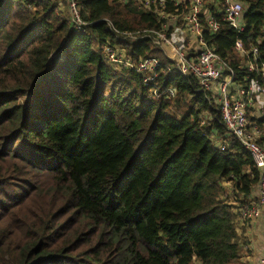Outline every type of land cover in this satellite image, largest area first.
Returning <instances> with one entry per match:
<instances>
[{"label": "trees", "instance_id": "1", "mask_svg": "<svg viewBox=\"0 0 264 264\" xmlns=\"http://www.w3.org/2000/svg\"><path fill=\"white\" fill-rule=\"evenodd\" d=\"M76 1L81 28L67 0H0V264H243L241 206L260 179L251 156L211 139L226 129L195 76L148 36L118 38L159 28L153 13ZM240 1L243 30L205 33L237 76L236 39L255 43L264 23V0ZM108 44L159 56L165 71L146 82L106 60Z\"/></svg>", "mask_w": 264, "mask_h": 264}, {"label": "built area", "instance_id": "2", "mask_svg": "<svg viewBox=\"0 0 264 264\" xmlns=\"http://www.w3.org/2000/svg\"><path fill=\"white\" fill-rule=\"evenodd\" d=\"M67 1L73 24L81 28L84 21L77 1ZM135 1L136 6L153 13L161 26L157 29L121 30L118 31V38H152L155 44L165 49L164 55L172 61L171 67L182 74L195 76L199 87L213 97L221 111L226 132L222 135L213 133L211 139L221 149L230 146L231 138L237 139L260 171L257 200L241 206V221L258 217L264 208V147L258 142L264 131V122H258L264 116V54L259 59L260 53H264V23L261 26L262 36L255 43L243 45L240 39H236L235 51L243 57L239 65L243 73L237 76L238 69L222 57L214 45L209 44L205 33L218 31L223 23L230 24L237 31L243 30L244 7L240 0ZM104 57L114 66L135 69L146 82L157 78L161 64L156 55L136 60L122 44L106 45ZM160 70L165 71L164 68ZM152 93L156 95V89ZM166 93L175 96L176 89L171 86ZM207 118L205 113L202 123ZM262 242L261 253L253 264H264V238Z\"/></svg>", "mask_w": 264, "mask_h": 264}, {"label": "crops", "instance_id": "3", "mask_svg": "<svg viewBox=\"0 0 264 264\" xmlns=\"http://www.w3.org/2000/svg\"><path fill=\"white\" fill-rule=\"evenodd\" d=\"M238 232L248 243V248L242 250L241 262L253 264L256 257L261 253L264 238V208L258 217L250 221H240Z\"/></svg>", "mask_w": 264, "mask_h": 264}, {"label": "rangeland", "instance_id": "4", "mask_svg": "<svg viewBox=\"0 0 264 264\" xmlns=\"http://www.w3.org/2000/svg\"><path fill=\"white\" fill-rule=\"evenodd\" d=\"M66 8V7H65ZM67 10V8H66ZM165 50V49H164ZM166 52V51H165ZM55 60V58H53ZM187 110V105H184L178 112L177 115L178 116H183L186 113ZM197 264V263H196Z\"/></svg>", "mask_w": 264, "mask_h": 264}]
</instances>
